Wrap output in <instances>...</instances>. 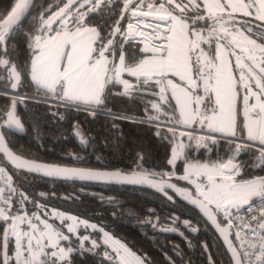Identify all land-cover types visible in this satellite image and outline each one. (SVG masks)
I'll list each match as a JSON object with an SVG mask.
<instances>
[{"label": "trees", "instance_id": "16d2710c", "mask_svg": "<svg viewBox=\"0 0 264 264\" xmlns=\"http://www.w3.org/2000/svg\"><path fill=\"white\" fill-rule=\"evenodd\" d=\"M14 1L0 0V19L11 8ZM62 2L63 0H33L18 30H11L3 50L0 49V57L8 59V65L15 64L16 71L20 73L16 93L25 97L21 100V106L17 108V116L24 128L23 135L4 132L3 136L8 148L23 158L62 165L69 164L70 160L63 159L59 154H67V156L77 157L78 167L121 172L142 171L166 177L180 184L176 178L165 176V173L170 170L167 157L174 132H166L161 126L155 125L160 123L178 128L174 104L167 92L162 91L164 89L162 83H156V80L161 78L154 77L148 84H144L145 77L121 74L120 81L115 83L109 77L118 54L125 57L124 64L127 67L135 65L142 57L148 55L142 50L144 40L125 39V28L131 22L129 11L163 15L171 11L173 15L186 23L189 32L200 33L203 41H210V43L200 42L197 51L202 58L205 55V60L211 63L210 66L205 67L207 72L211 71L215 62V46L225 45L226 47L223 48L236 81L239 80L242 65L253 74L257 81L264 82V73L253 65L255 61L251 54L237 51L236 43L233 42L234 35H240L244 43L248 47L250 45L251 50H254L256 55L262 57L264 61V50H262L264 49V22L257 19L250 11V15L232 13L228 10L223 13L209 14L205 12L199 0H195L194 4L189 3V0H177L182 5H189L186 12L175 8L174 4L167 5L166 0H143L142 3L140 0H102V6L97 11L89 12L88 10L95 6L94 0H89L86 4L77 3V15L68 19L67 29L81 26L95 28L96 37L92 45L95 49L94 57L102 50L101 45L108 48L105 54L110 60L107 65L108 75L101 93L102 103L82 104L60 99L58 92H48L33 85L28 78V67L34 53L29 45L34 44L36 36L44 37L48 34L47 29H41L42 19ZM160 3L166 4L165 9L159 7ZM150 4L154 5V8L150 9L148 7ZM198 15L207 17V21L200 19L193 25L192 21L197 20ZM52 27L59 31L64 28V25L57 22ZM142 33L149 37V42H152L150 38L152 34L144 31ZM197 56L196 52L192 55L193 63ZM196 67L199 68V64ZM191 72L196 78L194 76L196 73ZM197 81L201 80L197 79ZM124 82L131 87L126 89ZM236 87L239 88V85L237 84ZM0 91H7L2 81ZM191 94L193 98L199 97L197 102L193 99L195 102L192 103L194 115L192 124L193 127L197 125L200 127L205 125L203 121L208 116L206 114L209 110L208 106L202 101L206 97H201L199 91H192ZM9 99V96L0 93V115L6 109ZM153 105L158 107L154 108ZM238 117L235 136L242 137L240 116ZM71 130H75L80 138L86 140L85 148L73 142ZM190 160L218 164L230 161L240 169L239 176L241 175L242 179L250 180L259 177L260 182L264 181V153L253 145L235 144L222 138L189 137L185 142L182 158L174 167L178 170L183 161ZM0 171L2 179L10 185L9 188L12 190L7 210L16 211L15 214H24L34 221L36 227L46 224L48 215L54 219L57 218L54 215L58 212H44L45 204L34 196L37 190H44L47 185L46 180L13 170L4 163H0ZM125 196H127L124 197L127 208L125 213H133L135 207L137 208V202L130 195L125 194ZM2 202H4L3 197ZM84 212H92V210L87 209ZM95 218L96 221H102L107 226V234L125 245L144 264H164L159 255L152 250V246L157 248L160 244L159 235L144 230L122 229L124 223L122 216L107 218L97 214ZM54 219H51L52 222H57V219ZM7 222L8 220L0 219V245L3 244L4 252V259L0 257V264L5 262L13 264L11 258L13 242L7 230ZM5 229L7 235L2 240L1 236ZM63 235L66 237L65 245L68 249L67 264H115L113 255L101 244L98 232L72 230L66 231ZM105 254L109 259L103 260L100 257ZM45 260L48 264H52L54 258H50L51 261H49L46 257ZM188 261L194 263V259ZM55 264L60 263L55 261Z\"/></svg>", "mask_w": 264, "mask_h": 264}, {"label": "snow or ice", "instance_id": "6c2138e0", "mask_svg": "<svg viewBox=\"0 0 264 264\" xmlns=\"http://www.w3.org/2000/svg\"><path fill=\"white\" fill-rule=\"evenodd\" d=\"M33 0H17L14 7H12L6 19H3V22L0 23V42L6 43L9 38L8 33L10 30H18L20 24H22L23 19L26 17L29 8ZM89 2V0H85ZM95 6L90 8L89 12H95L99 7L102 6V0H94ZM142 3L143 0H140ZM76 3V0H69V3L60 10V12L55 13L52 17H49L48 20L44 21L41 25V29H47V37L42 39L40 36H36L34 44H30L29 47L33 49L34 55L31 64V76L33 82L38 86L49 89L54 92H59L63 94L64 98L73 101H82L84 103H102L101 93L104 88V81L107 77V60L104 59L105 52L108 50L107 46L101 45L99 51V58L94 57L93 53L95 49L91 46V43L84 39V33L88 31L94 32L95 29H83V31L77 28V31L72 32L67 29V22L63 19L60 20V23L64 25L62 30H55L52 25L56 22L57 19H60L65 15V13L71 8V6ZM189 3H195V0H189ZM167 5H175V8L179 9L181 12H186L189 8L188 4L178 3L177 0H166ZM165 3H160L159 7L165 9ZM206 7L208 8L209 13L211 14L212 9L219 8L224 10L227 8H252L256 7L258 4V10L260 15L257 19L264 20V0H248L246 3L245 0H226L224 4L220 3V0H205ZM83 5H81L82 7ZM197 8L199 5H195ZM150 9L154 8V5L150 4L148 6ZM145 16L151 15V12L142 13ZM245 15H250L251 13L246 11ZM178 18L172 14L171 11H167L164 15L157 16V20L164 22L165 31L161 34V39L163 41V46L154 50L155 53H158L156 59L152 61H141L140 64L135 67H127L124 64L125 57L121 56V66L118 69H113V71L118 76L120 71H128L130 75L133 76H143L145 77L143 83L148 84L149 81L153 80L154 77L160 76L164 77L167 73L171 72L173 75L177 74H186L189 71H194L195 73H201L202 69L196 67L200 63V57L197 56L195 63L192 62V55L199 48L200 42L203 41V37L200 33L189 32L187 25L180 21L179 27L175 25L173 27H167V22L169 20L176 21ZM200 19L207 21V17L197 16V20L192 21V24L195 25ZM131 27V25H130ZM160 25H157L156 31L159 30ZM55 31V35L51 33ZM199 37V40H192L191 37ZM209 42L210 41H203ZM111 44V41H109ZM219 47H226L225 45H220ZM264 50V49H262ZM143 51H148L144 49ZM5 55L7 53L5 52ZM216 60L220 59V50L218 48L217 54L215 57ZM9 64L8 59L0 60V65L7 66ZM242 67V65H241ZM261 73H264V61L260 65H257ZM12 79L19 81L20 73L16 71V66L13 64L12 70L10 73ZM183 78V75L181 76ZM245 79L244 75L241 74L240 80ZM126 89L131 87L124 82ZM157 84L162 83L161 80H156ZM13 88L16 87V84L12 85ZM199 85H197V88ZM245 88L246 96L255 95L256 99L259 101L258 104L252 105L250 110L257 112L256 121H250L245 125L248 129L249 137L252 139L259 138L260 142L264 144V82L257 81L256 87L261 90L260 94L253 93L251 87L247 84L243 85ZM164 89H162L163 91ZM208 90L215 92L216 95V108L212 109L213 115L211 117H205L203 122H207L210 127H217L220 129H229L234 127V117H233V104H232V92L234 90V83L231 77H224L222 70L218 67L215 73H210L208 76ZM211 99V97H209ZM199 100V98H198ZM191 101H186V103ZM154 108L158 107L153 105ZM195 111V109H194ZM184 115V113H182ZM9 121L8 124L16 125L19 127V121H17L12 112L8 113ZM191 118V113L188 114ZM2 127V126H0ZM22 130V129H21ZM234 134V133H233ZM0 137V141H2ZM82 143L86 141L82 140ZM0 151L6 152L11 158L12 162L16 164L17 167H32L26 161H20L17 157L12 156L8 152L7 148L3 147V144L0 143ZM171 163V161H170ZM36 170H40V166H35ZM57 173H66L70 172L72 175H80L82 178H96L103 179L108 174L100 173H83L77 172L75 170H66V169H55ZM49 174H52L51 172ZM117 175V174H113ZM211 180L212 177L210 176ZM239 192L241 194V199L245 204L248 203L250 197L255 195H261L262 201H264V181L260 182V186L257 188L253 183H247L245 185L239 186ZM222 195L219 192L209 190V196L206 199L209 200V203L212 202L213 197H219ZM195 203V201H193ZM219 207V205H218ZM227 212V207L223 209ZM249 211L252 210V205H249ZM230 216L231 213H228ZM264 216V212H262ZM4 220H8L9 217L4 215L2 217ZM256 219L255 216L252 217ZM259 227L264 229V223H260ZM7 235V232L5 233ZM66 238V237H64ZM86 239V238H85ZM264 240V237H261ZM255 247V245H252ZM261 253L257 257L260 261V264H264V243L261 244ZM31 255V249H28ZM63 253V250H61ZM234 258L236 259L237 264H240L239 257L235 254L233 250ZM39 253L31 255V260L25 259L23 264H48V261L43 262L38 260ZM57 254L55 252L51 253L52 257H55ZM245 255H250L245 253ZM22 256L20 251L17 252L18 264L19 257ZM63 258V256H61ZM7 264V262H5ZM52 264H55V261H52ZM137 264H142L141 261H137Z\"/></svg>", "mask_w": 264, "mask_h": 264}, {"label": "flooded vegetation", "instance_id": "af4514ba", "mask_svg": "<svg viewBox=\"0 0 264 264\" xmlns=\"http://www.w3.org/2000/svg\"><path fill=\"white\" fill-rule=\"evenodd\" d=\"M9 66L10 65H7L5 67L0 65V82H4L7 87V91H0V93L9 96V101L11 99L17 100L15 109V115L17 116V108L21 106V100L25 97L18 95L16 92L11 94L8 91L10 81L7 68ZM3 113L0 115V120L2 119ZM4 132L9 133L5 130H1L2 135H4ZM70 133L73 142L85 148L86 143L82 144L78 140H86L80 138L75 130H71ZM59 156L63 159L68 158L70 160L69 164L59 165L74 168L78 167L77 157L73 155L67 156V154H59ZM0 163H3L1 158ZM94 169L104 170L100 168ZM162 178L169 180L166 177ZM44 180H46V187H44V190H37L34 196L45 204L44 212H58L54 215L57 216V222H52L51 219L54 218L48 215L45 224L51 227L55 232L62 234L72 230L78 232H98L99 237H101L100 233H106L108 228L102 221H96L95 217L97 214L107 218L122 216L124 222L122 224V229L149 231L161 237L160 244L157 248L152 246V250L159 255V258L164 264H190L191 261L189 263L188 260L191 259H194V263L191 264H230L227 253L217 234L201 219L196 211L183 204L177 197L166 190L165 192L168 195L163 196L137 187L111 186L51 179ZM174 184L182 188H188L194 197L201 199L195 195L191 187L184 182L182 183L180 181V184ZM38 191L42 192L45 196L38 197ZM125 194L130 195V197L137 202V208L135 207L133 213H125L127 212V208L125 207L126 203L124 202L126 199L124 197H127ZM203 202L211 208L218 226L228 224V213H231V209L228 208L227 205L220 204L219 207H214L205 201ZM225 207H227V212L223 210ZM87 209H91L92 212H84L87 211ZM5 212L12 213L16 211L8 209ZM119 212L123 213L120 214ZM13 215L18 216V214L15 213ZM24 218V221H22L19 226L21 233L27 234L30 231L33 238L36 240L31 230V226H35L34 221L27 218V216ZM21 220H23V217ZM8 223L9 220L7 222V227ZM36 228L41 232L42 226L37 225ZM7 230L9 231V227ZM229 239L234 246L231 233ZM100 257L103 260L109 259L106 254ZM65 261L66 258L61 262H57L56 260V262L60 264H63Z\"/></svg>", "mask_w": 264, "mask_h": 264}, {"label": "rangeland", "instance_id": "374dc122", "mask_svg": "<svg viewBox=\"0 0 264 264\" xmlns=\"http://www.w3.org/2000/svg\"><path fill=\"white\" fill-rule=\"evenodd\" d=\"M68 3H69V0H63L61 5H59L57 8L52 10L42 19L41 25L43 24L44 21L48 20L49 17H52L55 13L60 12V10L64 8V6ZM77 3L86 4L88 2H85V0H76V3H74L71 6V8L65 13L63 17H61L60 19H57L55 23L60 22L61 19L68 22L69 18L75 17L77 15V10H76ZM136 21L138 23H143L145 25L150 24V21L148 20L137 19ZM76 28L78 27H73L68 30H73ZM164 30H165V27H164ZM149 34H152V36H150L151 41H152V37L154 36L155 31ZM128 37L129 39L144 40L143 42L149 41V37L145 33H142V30H135L134 35L128 36ZM191 39L198 40V37L192 36ZM234 41L236 43L235 48L237 51L240 50L243 54L244 52H246L247 55L251 54V56L253 57V60L255 61V63L253 64L254 66L261 64V62L263 61L262 57L257 56L254 50H251V46L249 45L248 47V45L244 43L245 41L242 40L240 35H234L233 42ZM162 42L163 41L160 40L159 42H153V43L155 44L158 43L159 45L163 46ZM219 46H220L219 44L216 45L215 50ZM222 50L224 51L227 57L226 51L223 47H222ZM197 51L198 49L196 50V54L199 56L200 54ZM97 56H99V54H97L95 57ZM120 56L121 55L118 54L117 58H119ZM105 57L107 60V65H108L110 59L108 55L106 54H105ZM117 58L115 60L114 65H116L117 63ZM214 60H215V51H214ZM227 62L229 66V73L234 83V90H233V94L235 98L234 134H232L231 136L222 135L219 132H217L214 127H210L207 122H205V125H201L200 127L198 125L193 127V124H192L193 118H194L193 104L195 101L196 102L198 101L199 97L194 96L193 98V95L191 94L192 91H199L201 93L200 94L201 97L202 96L206 97V99L202 101H204V104L208 106V109H209L208 112H206V114L208 115L207 117H211L213 115L212 109L216 108L215 103L213 101L212 92L208 90V81H206V79H208L206 75L209 76L210 73L214 74L216 71L215 66H214L215 62H214V65L211 71L207 72L205 67L210 66L211 63L205 60V55H204V58H202V56L200 55L199 68L202 69V72L196 73L194 75L196 78L192 76V72L190 71L191 82L188 85L181 83L179 81H176L178 84L186 88L190 94L191 114H192L190 124L181 125L178 119V115H177L178 128L171 127L169 125H161L160 123H155V125L161 126V128L165 130L166 132L167 131L174 132V135L171 136V140L169 144L170 147L168 150V157H167V165L170 170L167 173H165V176L176 178L179 182L181 181L182 183L184 182L185 184L189 185V187H191V189L193 190L194 194L200 197L206 203L214 207H218V205L224 204L225 206L227 205V207L230 208L232 211L237 205L244 203L243 200L241 199V194L239 192V186L245 185L247 183H253V185L258 188L260 186L259 180L249 181L248 179L246 180L242 179L241 178L242 176L241 175L239 176L240 169L238 167L234 168V170L230 173L222 172L220 170L221 164H218V163H204V162H195L193 160H190V161H183L180 167L178 168V170H176V168L174 167L177 161L181 160L185 142L189 139V137L199 136V137H206L209 139L210 138H220V139L222 138L224 140L233 142L235 144L237 143V144H247V145L256 146L257 148L260 149L261 152L264 153V144L260 142V139L259 138L252 139L249 137V134L243 131V118H244V112H245L246 105L249 102V98L256 97L255 95L246 96L245 88L243 87V85L245 84L249 85L253 93L260 94L261 90L258 87H256L257 80L253 77V74L247 68L245 69L244 67L240 66L241 74L244 75L245 79L244 81H241L240 80L241 74L239 73L240 74L238 77L239 80L236 81L233 76L231 65L229 63L228 58H227ZM258 68L256 67L257 70H259ZM111 72L113 75L114 74L113 69ZM157 78L162 79V85H163L164 91L167 92L168 94V91L164 83L165 76L164 77L158 76ZM110 79L111 81H113V77H111ZM197 79H200L201 81H197ZM237 84L239 85V88L236 87ZM197 85H199L198 88H197ZM60 94L61 93L58 92L59 98H60ZM209 97H211V99H209ZM193 99L195 101H193ZM69 102H74V101H69ZM78 102L81 103L80 101H77L76 103ZM238 116H240V124L242 127V137L235 136V125H236L237 118H239ZM210 176L212 177L211 180L209 179ZM9 186L10 185L6 183L5 180L2 179L1 171H0V219L3 220L2 217L4 215L9 217L8 219L9 220V223H8L9 233L13 240V249L11 252V258H12L13 264H18V258H17L18 251L22 253V256L19 257V264H23L25 259L31 260V255H35L36 253L40 254L38 257V260L41 262L45 261L46 257L49 259V261H51L50 258H54V260L55 261L57 260V262H61L65 258L67 260L68 249L66 248V245H65L66 238H64L65 236L62 233L55 232L54 230H52L51 227L44 224L40 232L43 237V245H40L37 242V240L33 238L30 231L27 234L21 233L19 226L22 223V221H24L25 219L24 214L19 213L18 216H16V215H13L14 212L12 213L5 212L7 210V204H8L9 197L11 196V193H12V190L9 188ZM209 190L219 192L222 195H220L219 197H213L212 202L209 203V200L206 199V197L209 196ZM2 197L4 198V202H2ZM252 197H250L249 199H251ZM22 217H23V220H21ZM100 235H101V244L105 247H109V250L114 253L113 259H114L115 264H137L138 260L141 261L142 264H144L143 261L137 255L129 251L125 247V245H123L120 241L111 237L107 233H100ZM29 248L31 249V255L28 251ZM61 250H63V253L61 252ZM53 252L57 254L55 257L51 256V253ZM61 256H63V258H61ZM63 264H67V262L65 261Z\"/></svg>", "mask_w": 264, "mask_h": 264}, {"label": "water", "instance_id": "95a60500", "mask_svg": "<svg viewBox=\"0 0 264 264\" xmlns=\"http://www.w3.org/2000/svg\"><path fill=\"white\" fill-rule=\"evenodd\" d=\"M17 0L14 1L11 8L7 11V13L0 19V23L3 22V19H6L9 12L11 11L12 7H14ZM32 5V4H31ZM31 7V6H30ZM139 11H129L128 15L130 17L131 22L127 24L125 29V39H129L128 36H133L135 30H142L145 32L153 33L155 31L154 36L152 37L153 42H159L162 40L161 34L165 31L164 30V22L158 21L157 16L163 15V14H152L145 16ZM148 20L150 21L149 25H145L143 23H138L136 20ZM160 25L159 30L156 31L157 25ZM131 25V27H130ZM168 26V22H167ZM11 32V30H10ZM8 33V35L10 34ZM4 43L0 42V49L3 50ZM0 60H3L0 58ZM12 70V65H10L7 68V73L9 76L10 84L8 86V91L11 94H14L17 91V82L16 80L12 79L10 76ZM16 84V87L13 88L12 85ZM16 102L17 100L11 99L8 103V106L3 113L2 119L0 120V137H2V141L0 143L3 144V147L7 148L8 152L12 154V156L17 157L20 161H26L29 165L32 167H17L15 163L12 162L11 158L8 156L6 152L0 151V158L2 159V162L6 164L9 168L24 172L26 174H30L42 179H51V180H59V181H72V182H82V183H91V184H103V185H111V186H127V187H137L146 189L155 193H158L163 196H167L168 194L165 192L168 191L175 197H177L183 204L186 206L192 208L194 211L197 212V214L201 217V219L217 234L218 238L220 239L223 248L225 249L227 256L230 260V264H237L236 259L234 258L233 250L235 251V254L239 257L238 251L236 248L232 245L229 235H230V229L229 225L225 224L223 226H218L215 222L213 213L211 208L205 204L201 199H198L194 197L190 190L188 188H182L179 186H176L174 183H172L169 180L163 179L160 175L152 174L148 172H142V171H131V172H121L119 170H98V169H87V168H74L69 166H61V165H53V164H46L42 162H37L33 160H29L26 158H23L21 156L16 155L13 153L8 146L6 145L5 139L1 133V130H5L9 133L15 134V135H21L23 134V128L22 125L18 119V117L15 115V109H16ZM12 112L14 114V117L17 121H19V127L16 125H9V116L8 113ZM22 129V130H21ZM78 138V136H77ZM80 143L82 141L78 140ZM84 144V143H82ZM35 166H40V170H36ZM236 168V164L230 161H225L221 164L220 170L225 173H230ZM55 169H66V170H75L77 172H83V173H100V174H108L103 179H96V178H87V177H81L80 175H72L70 172L66 173H57L54 170ZM52 174H49V173ZM113 174H117L114 175ZM259 177H255L249 181L258 180ZM38 197H44L45 195L38 191L37 192ZM195 201V203L193 202ZM32 233L34 237L36 238L37 242L40 245H43V237L40 233V231L34 226H31ZM6 229L2 233V240L5 237ZM1 257L4 259V252H3V244L1 246ZM241 264V260H240Z\"/></svg>", "mask_w": 264, "mask_h": 264}, {"label": "crops", "instance_id": "0c3cea01", "mask_svg": "<svg viewBox=\"0 0 264 264\" xmlns=\"http://www.w3.org/2000/svg\"><path fill=\"white\" fill-rule=\"evenodd\" d=\"M199 1L202 5L203 9L205 10V12L209 13L208 8L206 7V4H205V0H199ZM225 2H226V0H220L221 4H224ZM245 2L247 3L248 0H245ZM227 9L229 12L239 13V14H244L246 11H248V12L250 11L255 15L256 18L261 14L260 11L258 10V4L256 7H252V8H248V9H245V8L233 9V8H227L226 7L224 10H220L219 8H214V9H212L211 14L223 13V11H225ZM180 21H183V20H181L180 18H178L176 21L169 20L167 27H173L174 25L176 27H179ZM262 21H264V20H262ZM183 23H184V21H183ZM78 28L81 29L82 31H83V29H89V30L95 29L92 26H83V27H78ZM70 31L75 32V31H77V28L70 30ZM51 34L55 35V32H53ZM46 37H47V35L42 37V39H45ZM95 37H96V30L94 32L88 31V32L84 33V39L87 40L88 42H90L91 46L95 40ZM160 46L161 45L155 44V43L149 42V41L143 42L142 50L147 48L148 51H144V52L148 53V55L146 57L145 56L142 57L135 65L130 66V67H135L136 65L140 64L141 61H145V60L152 61V60L156 59L158 56V53H155L154 50L159 48ZM218 48L220 50V59L219 60L215 59V65H214L215 69H217L219 67L222 70V74L224 77H231L230 73H229V66H228V62H227V57H226L224 51L222 50V48H220V47H218ZM218 48L215 50V57H216ZM33 55H34V53L32 54V56L29 60V67H28V78H29L30 82L33 85H35V86H37V87H39L45 91L52 92L51 90L40 87L35 82H33L32 76H31V64H32ZM97 58H99V56H97ZM120 58H121V56L119 58H117V63H116V65H114L113 69L114 68L115 69L120 68V66H121V59ZM104 59H106V57H104ZM113 73L114 74L112 75V72H111L109 77L110 78L113 77L114 82L120 81L121 74L133 76V75H130L129 72L126 70L120 71L118 76L116 75L115 72H113ZM182 75H183V78H181ZM140 77H143V76H140ZM176 81H179L181 83L188 85L191 82L190 71L186 74H177V75H173L171 72H169L165 75V80H164L165 87L168 91V94H169L171 101L173 102V104L175 106L180 124L181 125H189L191 122V118H192V114H191V118H189V116H188V114L191 113V103L190 102L186 103V101H190V94L186 88H184L182 85L178 84ZM212 95H213V101H214L215 106H216L215 92H212ZM60 99H63V100L65 99L66 101H73V100H69L67 98H64L62 93L60 94ZM74 102H77V101H74ZM80 102L82 104H89V103H84L82 101H80ZM258 103H259V101L256 99V97H251V98H249V102L246 105L245 112H244V118H243V131L247 134H249V133H248V129L245 127V125L247 123H249L250 121H253V122L256 121L257 112H258V109L256 111H251L250 108L252 105H256ZM91 104H95V103H91ZM232 104H233V117H234L235 98H234L233 92H232ZM182 113H184V115H182ZM214 128L217 132H219L220 134L225 135V136H231L234 133V127L229 128V129H223V130L220 128H217V127H214ZM100 239H101V237H100ZM106 248L109 250V247H106ZM111 254L113 255L114 253L111 252Z\"/></svg>", "mask_w": 264, "mask_h": 264}, {"label": "built area", "instance_id": "2783aa9c", "mask_svg": "<svg viewBox=\"0 0 264 264\" xmlns=\"http://www.w3.org/2000/svg\"><path fill=\"white\" fill-rule=\"evenodd\" d=\"M249 205L252 210L249 211ZM264 201L261 195L253 196L248 203L237 205L228 217V225L231 233L232 242L238 251L241 264H260L257 257L262 249L261 244L264 240V229L259 227L260 223H264ZM255 216L256 219L252 217ZM255 245V247H252ZM249 253L250 255H245Z\"/></svg>", "mask_w": 264, "mask_h": 264}]
</instances>
